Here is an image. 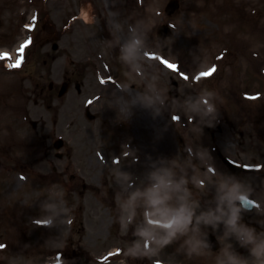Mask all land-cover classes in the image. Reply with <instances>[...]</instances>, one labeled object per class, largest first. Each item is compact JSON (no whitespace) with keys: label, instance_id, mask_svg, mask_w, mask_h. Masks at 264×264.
<instances>
[{"label":"rangeland","instance_id":"374dc122","mask_svg":"<svg viewBox=\"0 0 264 264\" xmlns=\"http://www.w3.org/2000/svg\"><path fill=\"white\" fill-rule=\"evenodd\" d=\"M179 1V9L167 16L164 8L168 0H0V48L12 49L18 41L23 46L31 39L20 70L5 72L0 66V88L3 83L11 87L0 100V125L9 133L7 138H18L15 144L7 138L6 144L0 140V159L5 166L0 171V231L10 234L8 241L0 238V243L7 242L0 259L6 264H46L48 250L56 245L68 259L70 223L78 220V215L87 228L83 247L98 248L96 256H100L110 246H119L121 242L114 239L100 246L99 239L115 230L117 216L121 219L119 232H128V220L133 218L129 197L151 183L152 172L170 169L173 179L177 178L180 169L184 170L181 146L186 149L185 144H197L201 150L198 164L203 184L188 185L189 198L195 200L191 193L200 189L204 192L200 198L205 201L203 210H212L208 207L212 200L216 207L229 208V171L218 159V152L228 156L236 150L231 143L233 129L227 106L238 102L247 115L249 98L238 95L239 86L231 83V62L237 56L224 53L219 34L234 31L252 48L264 47V0ZM222 1L224 9L239 13L250 7L255 19L246 26L234 22L218 8ZM233 1L245 2V7ZM44 12L54 25L47 31L38 21ZM230 15L236 17L233 12ZM33 19L34 29L24 30V23L33 24ZM161 23H168L174 31L165 44L156 35ZM243 42L234 40L242 47L239 51L246 46ZM114 43L118 47L115 53ZM22 51L16 53V60L22 58ZM216 53L220 61L218 72L210 76L214 79L183 88L180 75L175 73L177 65H182L191 83L193 73L217 62ZM241 59L240 55L237 60ZM73 69L76 75L71 73ZM238 73L250 82L246 69ZM68 76L72 85L59 97L60 85ZM101 78L107 80L101 82ZM51 81L53 89L49 88ZM176 114L181 119L173 122ZM165 140L170 148L162 144ZM58 142L61 144L56 148ZM208 147H216L214 159H204ZM212 164L216 175L205 168ZM54 166L77 189L68 193L62 184L52 185L46 176ZM105 194L113 196V205L121 209L119 215L111 212ZM181 202L173 193L169 204ZM209 214L214 216L212 211ZM207 215L204 211L195 219L194 228L187 227L173 237L171 249L155 244L148 257L150 264H196L197 253L178 255L184 246L180 242L195 243L200 225L226 233L221 225L229 220L226 212L216 211L221 225H215L213 217ZM99 229L102 232L97 235ZM129 235L131 241L126 246L123 243L127 249L139 243L131 232ZM79 236L73 235L75 242ZM153 254L161 260L153 261L157 257ZM76 261L93 264L92 256L76 257ZM132 263L138 264L135 258Z\"/></svg>","mask_w":264,"mask_h":264},{"label":"clouds","instance_id":"9594fccd","mask_svg":"<svg viewBox=\"0 0 264 264\" xmlns=\"http://www.w3.org/2000/svg\"><path fill=\"white\" fill-rule=\"evenodd\" d=\"M149 178L151 183L143 191L133 192L129 197L128 204L134 208L137 200L142 199L144 201L145 211L151 212L154 223L158 222L156 227L164 230L165 235L159 241L162 247L164 244L169 243L178 231H183L187 228V225L191 222L193 212L186 202L189 195L188 190L186 188L181 190L180 184L174 181L173 172L170 169L156 170L150 174ZM181 191H183L184 195L178 198L184 202H181L178 206H171L169 201L172 199L173 193ZM244 198H246L244 194L239 193L235 186L229 189L226 194L229 207L232 209V215L228 223L234 229H236V222L240 217L239 206L233 202ZM236 230L244 244L252 245L250 249L251 255L257 259L259 264H264V237L258 236L255 233V229L243 228ZM148 236L150 237L151 233ZM146 242L150 246L153 241L149 238ZM228 264H245V262L236 255H230Z\"/></svg>","mask_w":264,"mask_h":264},{"label":"snow or ice","instance_id":"6c2138e0","mask_svg":"<svg viewBox=\"0 0 264 264\" xmlns=\"http://www.w3.org/2000/svg\"><path fill=\"white\" fill-rule=\"evenodd\" d=\"M30 43H31V39H29V41H28L25 45L22 46L23 51L20 52V53H21V56H22V59H23V53H24L25 47H27L28 44H30ZM22 59H21V60H22ZM21 60H20V62H19L18 64L14 65L13 67H19L20 64H21ZM215 71H216V68H213L210 72L201 74V77H210L211 75H213V73H214ZM185 78H186V77H185ZM259 167H264V166H259ZM3 247H4L3 245H0V248H3Z\"/></svg>","mask_w":264,"mask_h":264},{"label":"water","instance_id":"95a60500","mask_svg":"<svg viewBox=\"0 0 264 264\" xmlns=\"http://www.w3.org/2000/svg\"><path fill=\"white\" fill-rule=\"evenodd\" d=\"M173 10V7L171 8V9H168L167 11L169 12V11H172ZM168 32V30L167 29H165V27H162L161 29H160V35H162V36H164L166 33ZM63 89H65V88H63ZM62 93V92H61Z\"/></svg>","mask_w":264,"mask_h":264},{"label":"flooded vegetation","instance_id":"af4514ba","mask_svg":"<svg viewBox=\"0 0 264 264\" xmlns=\"http://www.w3.org/2000/svg\"><path fill=\"white\" fill-rule=\"evenodd\" d=\"M262 196H263V199H264V193L262 194ZM262 219H263V220H262L261 222H263V221H264V214H263V217H262ZM262 235H263V237H264V231H263V234H262Z\"/></svg>","mask_w":264,"mask_h":264},{"label":"bare ground","instance_id":"6f19581e","mask_svg":"<svg viewBox=\"0 0 264 264\" xmlns=\"http://www.w3.org/2000/svg\"><path fill=\"white\" fill-rule=\"evenodd\" d=\"M84 16L86 17V12H84Z\"/></svg>","mask_w":264,"mask_h":264}]
</instances>
